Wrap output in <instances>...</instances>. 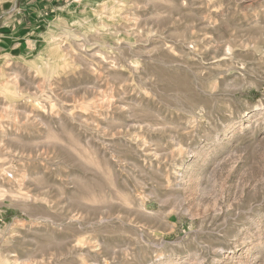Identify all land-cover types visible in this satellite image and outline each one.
Instances as JSON below:
<instances>
[{
  "label": "rangeland",
  "instance_id": "rangeland-1",
  "mask_svg": "<svg viewBox=\"0 0 264 264\" xmlns=\"http://www.w3.org/2000/svg\"><path fill=\"white\" fill-rule=\"evenodd\" d=\"M232 263L264 264V0H0V264Z\"/></svg>",
  "mask_w": 264,
  "mask_h": 264
},
{
  "label": "bare ground",
  "instance_id": "bare-ground-1",
  "mask_svg": "<svg viewBox=\"0 0 264 264\" xmlns=\"http://www.w3.org/2000/svg\"><path fill=\"white\" fill-rule=\"evenodd\" d=\"M240 246V245H239ZM241 247V246H240ZM243 252V251H242ZM228 255V254H227ZM236 254H234V256H235ZM227 258H229L228 256H227ZM240 259V258H239ZM229 260H230V258H229ZM231 261V260H230ZM232 261H233V259H232ZM233 264V263H232Z\"/></svg>",
  "mask_w": 264,
  "mask_h": 264
}]
</instances>
